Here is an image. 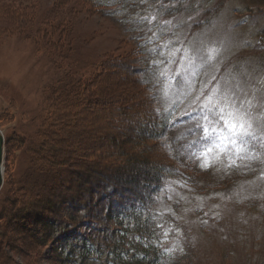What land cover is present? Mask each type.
Returning a JSON list of instances; mask_svg holds the SVG:
<instances>
[{"label":"rangeland","instance_id":"374dc122","mask_svg":"<svg viewBox=\"0 0 264 264\" xmlns=\"http://www.w3.org/2000/svg\"><path fill=\"white\" fill-rule=\"evenodd\" d=\"M114 2L100 13L83 0H0V264H62L52 240L35 249L36 230L45 226L21 220L11 200L24 210L33 200L73 192L69 182L84 177L72 169L89 170L77 160L128 172L116 176L132 180L121 191L124 205L153 195L146 241L165 256L264 264V0H128L127 8ZM43 18L65 25L52 31ZM58 38L63 52L53 48ZM142 62L155 63V72ZM68 71L94 84H81L71 101L55 105L50 88ZM225 83L251 125L239 156L230 142L220 145L223 124L207 137L196 131L197 121L204 123L201 103ZM150 84L165 108L154 106ZM164 113L173 130L159 135ZM168 163L179 172H168ZM159 176L167 180L155 187ZM105 202L94 204L85 226L101 222Z\"/></svg>","mask_w":264,"mask_h":264},{"label":"trees","instance_id":"16d2710c","mask_svg":"<svg viewBox=\"0 0 264 264\" xmlns=\"http://www.w3.org/2000/svg\"><path fill=\"white\" fill-rule=\"evenodd\" d=\"M83 1L90 5L91 8H95L97 11H100V13H104L102 11L103 9L112 7L115 4L114 0ZM120 3H122L123 8H127L130 6V4H128V0H120ZM21 15H24V13H22ZM14 17L15 15L14 13H12L11 18L13 19ZM43 19L44 25L48 27V24H50V28L52 31L57 26L65 25L61 22H54L53 24L52 21H47L46 18ZM142 34L143 33H141L140 35ZM61 42L62 40L58 38L56 44L53 45V48L56 52H63ZM144 65H148L147 71L154 70L155 72V63L149 62V64L144 63ZM81 84L84 85L83 89L86 87L89 90L90 84H94V79L89 78L85 82L80 78H75L74 75L70 74L68 71L64 78H61L57 81L55 87L50 88L54 93V96L52 93L54 99L51 98V100L55 102V105L59 104V99L63 101L68 100L67 102L71 101L72 98L69 99V93L71 94L72 91H76V93H78L79 90H82V88L79 89V87H81ZM148 90L152 95H154V106L156 107V109L157 106L161 107L162 109L165 108L162 107V96L160 95L161 93L158 88H156L154 84H150L148 86ZM162 109L159 108L161 112ZM165 115L167 117H164ZM51 118L53 119V116ZM161 119V128L158 130L160 131L158 134L163 135L165 133L163 131H172L173 129L171 128L170 116L164 113ZM191 119L192 117L182 122V124H189V120ZM46 121L48 124L49 121ZM190 129H194V127L189 128V130ZM43 131L45 133V130ZM196 131H199V128H196ZM45 134L50 135L51 133L49 132ZM70 161L72 160L70 159ZM94 161H96V159ZM73 163L75 166L78 165V168L80 169L81 167H86L91 170L89 171L88 169H86L88 171L84 173V171H81L83 169H81L80 171L76 168L72 169V173L75 172L78 175V173L80 172L79 174L83 175L84 177L81 179V177L78 175L81 181L78 180V182H76L75 179H73L71 182H69L71 183L72 188H74V193L69 192L66 193L67 195L64 194L61 197L59 196L58 199L53 200H43L42 198L36 199V201L33 200L31 202L32 204L30 203L31 205H29V207L24 210H16L14 207L17 202L16 198H13L11 200L13 201L11 210L12 212L13 210L14 212L19 211V217H23L21 220H24L28 223H30V221L32 220L33 222H36L38 224L37 226H45L44 232L40 231V229L36 230L39 235H36L34 237V241L36 244L35 249L38 247L40 248V246L45 245L47 242H50L52 240V243L55 245L58 257L62 264H181V262H184L183 264H192L191 258L193 257V255L190 256L189 254H187L182 258L180 257V255H177L173 258L170 256L168 257L165 256L160 249H158L156 244L151 242L148 243V241H146L148 237L152 235V231L154 229L153 216H155L156 214L152 211V207H155L153 201L154 198L153 195H149L148 199H145L147 201L146 203H144V201H141V199L140 201L138 199L137 206L131 204V202L134 200V198H132L128 200L124 205L123 203L125 196L121 191L123 189H127L125 187V184L130 181L129 185H131L132 180H130L128 176L123 178H116V176H118L119 173L126 174L128 172L119 170L115 171L111 166H102L101 168H97L95 165L92 166L91 163H82V160H77L75 162L73 161ZM166 167L170 169L168 170V172L170 173L179 172V169L171 163H168ZM180 172L184 173L186 179L191 180V177H189L184 172V170L180 169ZM165 178L166 176H162V180L161 176H159L158 178H154L157 182L155 183V187L162 186V183L164 184V182H166L167 180ZM69 183H67V185ZM127 187L133 192V190L129 186ZM20 188L18 187L20 193L25 191L23 189L20 190ZM75 189L81 191V193H76ZM157 191L159 190L157 189ZM113 193L118 194L119 197L106 198ZM138 196L140 198H143L140 194H138ZM104 199L105 201L107 200V202H105L106 204L103 207L104 215L102 214L101 222H97L94 227L85 226L84 221L93 216L94 213H92L91 216L90 213L93 212V209L95 207L103 206ZM139 203L144 204V208L139 205ZM94 204H98V206ZM51 205H53V209H50ZM123 205L126 208H122ZM55 207H57V210L55 209ZM67 208H70L71 210L70 215L63 218L59 214L60 210L62 212L63 209L65 210ZM83 210H85L84 214H82ZM25 211L27 212V215ZM62 219L65 220L61 222L60 220ZM43 222H45V224ZM66 226L67 228L71 227L73 229L74 227H77L78 230L79 226H83L87 228L88 231L84 234L80 230H71L68 232ZM138 237L141 238V240H138Z\"/></svg>","mask_w":264,"mask_h":264},{"label":"snow or ice","instance_id":"6c2138e0","mask_svg":"<svg viewBox=\"0 0 264 264\" xmlns=\"http://www.w3.org/2000/svg\"><path fill=\"white\" fill-rule=\"evenodd\" d=\"M232 85L225 83L223 86L216 88L211 96H206L204 102L200 105V110L204 115L200 118L204 123L197 121V127L207 137L217 131V124H223L226 134L221 131L218 134V140L221 146L225 141L230 142L236 148V155L242 150L245 142L243 137L251 136V125L244 121L240 115V109L236 107L235 97ZM235 87H238L235 86ZM208 124L205 127L204 124ZM236 137L241 138V143L237 144Z\"/></svg>","mask_w":264,"mask_h":264},{"label":"water","instance_id":"95a60500","mask_svg":"<svg viewBox=\"0 0 264 264\" xmlns=\"http://www.w3.org/2000/svg\"><path fill=\"white\" fill-rule=\"evenodd\" d=\"M4 146H5V136L0 129V188L3 183V173H4Z\"/></svg>","mask_w":264,"mask_h":264},{"label":"bare ground","instance_id":"6f19581e","mask_svg":"<svg viewBox=\"0 0 264 264\" xmlns=\"http://www.w3.org/2000/svg\"><path fill=\"white\" fill-rule=\"evenodd\" d=\"M4 157H5V156H4ZM4 165H5V164H4ZM5 174H6V173H5ZM5 174H4V175H5Z\"/></svg>","mask_w":264,"mask_h":264}]
</instances>
